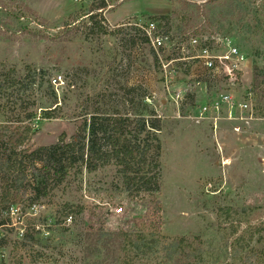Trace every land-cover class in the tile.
Masks as SVG:
<instances>
[{"label": "rangeland", "instance_id": "obj_1", "mask_svg": "<svg viewBox=\"0 0 264 264\" xmlns=\"http://www.w3.org/2000/svg\"><path fill=\"white\" fill-rule=\"evenodd\" d=\"M152 21L173 33L159 52L135 28ZM190 36L246 57L232 114L220 79L179 61ZM28 126L26 149L84 139L89 163L60 185L51 173L34 205L21 197L0 264H174L184 238L198 264H264V233L234 247L264 224V0H0V196L4 151ZM115 134L137 157L128 165Z\"/></svg>", "mask_w": 264, "mask_h": 264}, {"label": "trees", "instance_id": "obj_2", "mask_svg": "<svg viewBox=\"0 0 264 264\" xmlns=\"http://www.w3.org/2000/svg\"><path fill=\"white\" fill-rule=\"evenodd\" d=\"M107 8L106 4L103 2L98 8L92 10L88 15L90 19L94 20L95 11H104ZM257 70H254V84L258 82V76L256 73ZM46 118L52 117V111H48L45 114ZM32 136V127H25L23 134L15 141L9 142L11 147L4 151L5 153V172L3 178V186L0 196V229L6 228V226L11 223V211L13 212L14 208L20 203L21 197L23 201H28L29 204L34 205L35 202L40 201L47 197V181L52 175H57V185L64 183L66 172H70L71 169L75 168L77 165L82 167L88 165L89 161L87 158L86 143L84 139L73 140L72 142H65L64 138L51 148H41L35 151H30L26 149V144ZM112 140V144H115L114 149L117 154V158L120 159L121 163L128 165L132 161L136 160L137 157L135 153L128 147L122 146L117 149V145L122 141L120 138L116 137V134L113 137L109 138ZM41 169H40V168ZM34 171H38V177L33 174ZM41 171H44V174L41 175ZM46 172V173H45ZM48 173V174H47ZM47 174V175H46ZM127 183H130L132 179L130 176L125 175ZM25 182L28 186L22 190L20 189L19 182ZM159 182V174L153 179V185L157 187ZM28 188L31 191V195L27 194ZM23 194V195H22ZM29 196V198H27ZM2 211L7 213L8 218L2 216ZM223 213L229 214L231 210H222ZM80 213V210L78 211ZM73 220V218H72ZM264 233V224L259 226H253L249 230V237H239L236 240L234 247H244V245L249 241L253 242L256 237L257 241L261 242L263 240ZM22 238L28 239L29 234L26 233ZM177 252L172 256L169 255L168 260L172 263L173 258L177 256V262L174 264H198L200 260V255L194 250V244H187L186 239H179L177 241ZM132 244V241H125V245ZM2 244H0L1 246ZM127 247H125L127 249ZM130 247V246H129ZM182 249V250H181ZM191 250V251H189ZM193 250V251H192ZM126 255L130 257L131 250H126ZM193 253V254H191ZM261 261L264 262V252L260 254ZM123 264H132L128 257H125Z\"/></svg>", "mask_w": 264, "mask_h": 264}, {"label": "built area", "instance_id": "obj_3", "mask_svg": "<svg viewBox=\"0 0 264 264\" xmlns=\"http://www.w3.org/2000/svg\"><path fill=\"white\" fill-rule=\"evenodd\" d=\"M137 32L152 46L156 52H159L167 47L169 42L173 39L171 29L166 26L163 21H152L145 26H135ZM219 43H222L220 46ZM182 55L184 67L188 68L191 61L199 60L206 70V77L213 79H220L224 86L221 88L223 94L221 98L229 104L230 113L235 109L233 93H235L241 84H243V66L245 65L246 57L240 52L238 48L232 46L231 42L225 40H208L205 37L190 36L182 39ZM225 47L226 50L222 53L220 48ZM187 49L196 51V55H184ZM177 61V60H176ZM172 61V62H176ZM178 62V61H177ZM61 77L54 80V84H59ZM6 82H4L5 84ZM241 110H248L250 105L240 104L238 106ZM216 110L220 111V106L216 104ZM206 112V109H204ZM250 118H245L246 122ZM72 222V217L69 218Z\"/></svg>", "mask_w": 264, "mask_h": 264}, {"label": "bare ground", "instance_id": "obj_4", "mask_svg": "<svg viewBox=\"0 0 264 264\" xmlns=\"http://www.w3.org/2000/svg\"><path fill=\"white\" fill-rule=\"evenodd\" d=\"M228 164H229V162L226 161V162H225V166L228 165Z\"/></svg>", "mask_w": 264, "mask_h": 264}]
</instances>
